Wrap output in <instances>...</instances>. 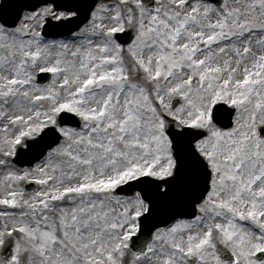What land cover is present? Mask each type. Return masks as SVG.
Segmentation results:
<instances>
[{"label":"snow or ice","instance_id":"1","mask_svg":"<svg viewBox=\"0 0 264 264\" xmlns=\"http://www.w3.org/2000/svg\"><path fill=\"white\" fill-rule=\"evenodd\" d=\"M13 7L0 264H264V0Z\"/></svg>","mask_w":264,"mask_h":264},{"label":"water","instance_id":"2","mask_svg":"<svg viewBox=\"0 0 264 264\" xmlns=\"http://www.w3.org/2000/svg\"><path fill=\"white\" fill-rule=\"evenodd\" d=\"M13 4V8L9 10V15L14 16L16 11L18 10L19 5H28V4H36L38 5L40 3V0H11ZM62 2H66V0H62ZM51 77V74H45L44 76L40 77V82L45 83L49 78ZM67 122L70 123L71 125L78 126L75 121L79 119L78 117H75L74 114L68 113L67 114ZM22 159H28V157H21ZM124 193L131 195V188H126Z\"/></svg>","mask_w":264,"mask_h":264},{"label":"rangeland","instance_id":"3","mask_svg":"<svg viewBox=\"0 0 264 264\" xmlns=\"http://www.w3.org/2000/svg\"><path fill=\"white\" fill-rule=\"evenodd\" d=\"M0 178H2V174H0ZM40 190V189H39ZM39 190H37V191H39ZM28 194H31V193H28ZM27 198V197H26ZM2 206V205H1ZM3 208H5L6 206H2ZM9 207H11V206H9Z\"/></svg>","mask_w":264,"mask_h":264}]
</instances>
